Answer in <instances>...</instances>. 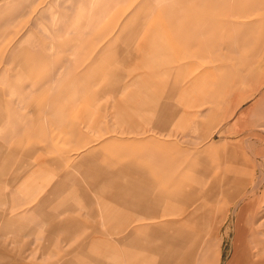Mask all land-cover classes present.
I'll list each match as a JSON object with an SVG mask.
<instances>
[{"label": "rangeland", "instance_id": "rangeland-1", "mask_svg": "<svg viewBox=\"0 0 264 264\" xmlns=\"http://www.w3.org/2000/svg\"><path fill=\"white\" fill-rule=\"evenodd\" d=\"M11 1L21 7H5L7 2H0V16L13 14L11 18L6 16L0 20V140L5 143L6 150H14L15 158L7 164L0 160V217L20 220L11 225L9 231H4L0 225V260L5 257L20 264H61L69 259L75 261L74 264H99L98 261H103L99 253L102 247H81L88 240L97 238L95 242L102 243L99 238L120 239L130 234L124 229L150 226L147 230L133 232L127 246L122 248L123 260L126 258L123 264H227L234 252L233 237L237 233L233 229L237 227L239 199L227 201L220 196L218 201L201 200L193 204L191 211L194 212L202 205L200 202L206 207L202 205L198 209L194 219L197 224L187 227L194 230L201 227L204 237L195 246V240H186L188 242L180 249L176 242L179 238L176 241L167 239L169 233L177 234L176 226L169 227L168 222L182 219L183 215L122 218L119 211L139 213L144 205L138 200L121 201L114 196V214L106 216L105 211L109 210L102 206L101 189L107 178L122 181L123 168V171L143 173V177L149 179V190L138 184L136 188L146 190L149 196L154 194L159 183L148 165L154 166V163L144 161L141 163L143 169H129L123 157H115L113 149L133 150L139 156H149L155 153V147H166V144L175 146V155L181 158L177 163L182 162L185 151L192 158L197 151L203 156L199 163L210 166L214 172L226 175L238 169L246 178L257 180L264 176V117L253 110L240 113L256 102L259 95L251 97V94L264 85V55L254 65L231 68L228 73L224 70L227 80L233 83V87L228 88L229 93L238 92L243 100L240 112L235 110L237 102L230 103L231 100L207 99L202 106L191 107L182 95L183 88L207 70L211 72L210 77L199 84H210L223 69L216 71L215 65L220 61L210 54L192 55L194 48L186 47L177 34L188 22L206 34L217 32L225 39L229 35L234 44L245 47L246 51L256 49L260 35L264 36V0ZM90 16L95 21L92 24ZM95 17L101 18L95 20ZM119 27L127 28L122 37H116L117 32H114ZM74 40L83 45V50L75 52L72 49ZM155 40L171 43L174 49L153 50ZM103 44L104 47L110 44V54L95 61L98 55H95V47ZM41 46L46 48L48 55ZM31 58L44 60L37 74L26 71L20 62ZM65 64V71L54 74L50 71L55 67L61 69ZM183 64H189V69L179 72ZM74 69H84L90 74L85 82L68 88L67 84L72 81L69 80L70 70ZM216 87L217 84L212 85L213 91L209 93H214ZM62 91L65 94L59 96L62 98H58L59 103L57 98L50 100L51 95ZM156 91L160 94L156 95ZM84 93L93 95L91 103L86 105L90 111L87 114L78 96ZM130 97H134L133 103L126 102ZM193 97L194 94H190L187 99ZM35 99L43 108H39L38 113L28 105ZM142 100L147 103L139 110L137 102ZM151 100L159 103H155L159 107V114L155 115L162 117L157 118L158 125L144 119L152 115ZM55 106L65 108L69 118L65 117L62 123L61 120L56 122V114H49ZM227 106L229 109L225 111ZM210 109L224 111L226 119H210L207 116ZM13 110L28 114L26 133L21 141L27 139V148L43 145V150L37 154L27 156L26 147L16 137L7 143L3 139L10 134L3 126H10L8 123L15 118ZM197 112L202 113L194 115ZM128 116L137 122L138 129L133 130L124 122L129 120ZM163 117L169 120L164 128ZM64 130L72 134H65ZM110 139L116 142L109 147L107 141ZM163 150L161 154L166 152ZM2 153L0 151V156ZM42 160L50 161L51 166L33 177L30 185L36 187L28 194L17 191L19 183L29 177L32 166H38ZM145 169L146 172L141 171ZM68 172L77 173L74 180H68L69 184L88 190V195L75 197L73 201L72 198L71 206L59 210L55 219L37 223L42 217L34 218L30 214L39 208L42 211L54 209L56 201L50 198L51 193L56 186L68 182L64 178ZM222 188L225 192L226 184ZM13 194L17 198H10ZM18 198L23 205L20 208L13 203ZM161 210L150 209L147 215L165 212ZM67 220H72L70 225L66 224ZM59 221H65L64 227L69 226L71 231L53 229L60 226Z\"/></svg>", "mask_w": 264, "mask_h": 264}, {"label": "crops", "instance_id": "crops-1", "mask_svg": "<svg viewBox=\"0 0 264 264\" xmlns=\"http://www.w3.org/2000/svg\"><path fill=\"white\" fill-rule=\"evenodd\" d=\"M0 2H7L4 4L5 7H13V6L15 8L21 7L20 5L12 4L11 0L10 1L0 0ZM24 8H25V5H24ZM12 15L13 14L10 12L6 16H7V18H11ZM6 16H5V14L3 16H0V20L5 19ZM101 17H95L93 19L96 20L98 18L100 19ZM131 18H134V17H131ZM94 22L95 21H92V17L90 16V24H92ZM122 23H124V22H122ZM127 23H129V22H127ZM131 23H134V22H131ZM194 24H196V23H194ZM126 29L127 28L119 27L118 30H115L114 32L115 33L117 32L116 37L124 36L125 33L127 32ZM197 29H199V27L191 26L190 23L186 22V23H184V27L179 28V32L177 33L178 38H182L183 43L186 44V47H193L194 48V50L192 51V55H202L203 53H207V54H210L211 56H214V58H215L214 60L220 61L219 63H217L215 65L216 71L223 69V73L218 72L217 73L218 78L216 80H214L213 82L209 81L210 84L208 82L207 83L201 82L202 84H199L200 81H203L204 79H208V77H210V75H211L210 70H207L206 72H203L199 75H196L193 79H191V82L187 85V87L185 86L183 88V90H182L183 97H185V100L191 104L190 105L191 107H195L196 105L202 106L203 103H206L207 99H209V100L211 99L212 101H213V99L214 100L219 99L223 102H227V101L231 100L230 103L237 102L235 110H236V112H240L239 109H240V106H241L243 100H241V98L237 95L238 92L229 93L228 88L233 87V83L229 82L227 80V73H228L227 70L229 71V70H231V68L233 69L235 67L236 68H241V67L244 68L246 66H250V65H254V64L258 63L262 59V56L264 55V36L260 35L256 49L251 48L250 50L246 51L247 49L245 47H239L238 43L237 44L235 43L237 45V47H235V44L233 42L234 39L229 38V35H228V39H225L224 37H222V35L219 36V34L217 32H214L215 34L213 33L211 35L210 34H201V32H200L201 30L199 31ZM217 34L219 37L217 36ZM216 39H217V41H216ZM64 45H68V43H65ZM71 46L73 47L72 49H74L75 52H77L78 50H83V48H84L83 45L77 44L75 40L72 41ZM98 46H100V45H98ZM98 46L95 47V51H96L95 55L98 54L99 56L97 55V57H96L97 59H95V61H98V60L100 61V60H102L103 56L106 57L108 54H110L109 49H108L110 47V44L105 45V47H104V44L101 45V47H98ZM41 47H42L41 49L43 50L44 54L48 55V53L45 52L46 48L44 46H41ZM152 47H153V50H159V49L171 50V49H174L173 44L168 43L164 40L153 41ZM186 50H187V48H186ZM101 51H102V53H100ZM43 61H44L43 59L38 60L36 58H31L28 60H22L20 62H22L21 63L23 65L22 67H24V69H26V71H29L31 74H33V73L37 74L40 71L39 66L44 64ZM188 65L183 64V66L181 68H178L179 72H181V71L186 72L187 69H189ZM62 67H60L61 69H59V67H55V68L51 69L50 71L52 72V74L56 73V71L57 72L58 71H61V72L65 71L67 68V65L65 64ZM224 70H226L227 73ZM80 71H82V72H80ZM70 72L71 73L69 76V80L71 79L72 81L69 82L70 84H67L68 88L72 87V84L85 82L84 79L90 74L89 72L85 71L84 69L83 70L74 69V70H70ZM42 77H44V76H42ZM216 84H217V87L214 89L215 90L214 93L212 92L210 94L209 92L213 91V89H211L212 85L214 87V85H216ZM262 87L264 88V85L257 87L256 91H254L251 94V97H257L258 95H259V97L257 98L256 102H254L252 104V106H250L246 110L240 112L242 115L245 113H249L250 111L253 110V111H259L260 115L262 117H264V92H263ZM191 91H193V92L191 93ZM64 94H65V92L62 91L60 94L54 95L57 97H54V96L52 97V95H51V97H49V98H50V100L52 98L56 100V98H57V101H58V98H60L59 96L64 97ZM159 94H160V92L156 91V95H159ZM190 94H194V97L192 100L187 99V97ZM78 96H81L80 98L83 100L81 102H83L85 104L82 107V108H85L84 114L89 113L90 111L88 110V107L86 105H87V102L91 103V99H92L93 95H89V94L84 93V94H81ZM60 99H62V98H60ZM133 99H134V97H130L126 100V102L130 101V103H133V101H134ZM203 100H204V102H203ZM57 101H54L53 104L56 105ZM150 102L152 105V111H151L152 115L146 116V118H144V119H148V120L150 119L155 124L158 125V123H160V121H157V123H156V120H157V118L161 119L162 117H160L161 115L156 117L155 114L158 113L157 109L159 107H156L155 103L157 105L159 103L156 100H151ZM39 103H40V101L39 100L36 101V99H35L33 101V103H28V105L34 107V109L36 110L35 112L38 113L39 108L43 109V108H41L42 106ZM58 103H59V101H58ZM146 103L147 102L144 100H142L139 103L137 102L138 109L142 110L143 107L146 105ZM161 104L163 106L164 102H161ZM0 109L2 110L1 104H0ZM64 109L65 108L60 109L58 106H55V107L51 108V113L49 111L50 108L48 111H49V114H54V115L56 114V122H59L61 120V123H62L63 120L65 119V117L69 118V114H65ZM227 109H229L228 106L225 107V111H227ZM13 112L14 113H12V114L15 116V118L13 120H10V122L8 123L10 126L9 127L3 126L5 128L4 130H7L8 133H9L8 130H10V134L4 136V138H3V139H5L6 143H7V140L13 139L15 137H16V139L18 138V140L21 141V139H22L21 136H24V134L26 133V128H27L26 125H27L28 119H29L28 114H26V113L21 114V111H19V110H16V111L13 110ZM66 112H68V111H66ZM9 113L11 114V110ZM200 113H202V112L194 113V115H198ZM207 113H208L207 116L210 117V119L213 118V119H217L218 121L226 119V117H224V111H219L217 109H210ZM161 114H162V116L164 115V113L162 111H161ZM188 115H190V113H188ZM38 118H40V117H38ZM128 118H129V120H127L128 122L126 120L124 122L127 123L128 125H130L131 129H133V130L138 129L137 122L133 121V119L129 116H128ZM163 119H164V124L162 125V127L164 128V127H167V125L169 124L168 123L169 120L166 121L164 117H163ZM70 129H74V128L70 127ZM64 132H65V134H68V133L72 134V132H69L68 130H64ZM27 142H28L27 139L24 141L22 140L20 142L23 146L26 147L24 152L27 156L37 154V152H39L40 150H43V145H41L39 148H33V146H30L29 148H27L29 146L27 144ZM115 142H116L115 140L110 139L107 141V144L110 147V145L115 143ZM161 146H162V148H159L160 146L155 147L153 149V151L155 153H152L149 156H139L133 150H131V152H127V149H124L123 151H120L118 149H116V150L113 149V151L115 152V157L120 158V159L123 157L122 160H125L128 163L127 165H130L129 169H132L135 167L143 169L142 167L144 164H141V163L144 161L147 164H148L147 161L154 163V166L151 164H148V165L150 166V168L152 167L153 170H150V172H152L153 177L157 178L156 180H158L159 185H157V188L155 189V193L150 194V196H149L146 190L141 191L140 188H136V187H138V185H140L141 188L149 190V188H148L149 187V181H148L149 179H145L143 177V173L139 174L133 170L123 171V168H122V172L125 174V175L120 174V176L122 175V181H119L117 178L113 179V180L107 178L106 179L107 181L105 180L106 183L103 185V187L101 189L102 206H104L105 209L109 210V211H105L106 216H110L111 214H114L113 205H112V200H114V196L115 197L117 196L118 199L120 198L121 201H124L127 198L138 200L144 205L143 206L144 209H142V211H140L139 213H132V214H129L127 212L125 213L124 209L122 211H119L122 218H123V216H126L127 218L131 217L132 219H134L136 216H139V217H143L145 219H148V218L154 219V218H156L155 216H160V215L181 214L184 216V217H182V219L176 220L174 222H168L169 227H170V225L176 226V227H174L175 229L172 226H171V228H173L177 232V234L174 235L175 233H169L167 236V239H170L172 241H176V238H179V241H176V242H178L180 249H182V246L183 245L185 246V244L188 241L195 240V243H194V246H195V245H198L199 241L204 237V235H203L204 233L202 232L201 227L195 228V230L192 228L189 229L187 227V225H193L194 219L196 218V215L198 212V209L201 208L203 205V203L200 202V204H202V205H199V207L194 212V211H191L193 204H195L201 200H206V201L218 200L220 198V196H223L224 199H227V201L228 200L234 201L235 199H240V202H239L240 205H238V209H237L238 210V218H235V223L237 222L236 223L237 227L234 226V229H233L235 231V233H237L236 236L233 237L234 252L232 254L231 259L228 260L227 264H236V261H234V259L235 258L238 259V257L240 255H242V252L245 250L248 251V254L250 256L252 251L256 252L257 244H258V246H264V177L263 176L260 177V178H263V180L260 178H258L256 180V179H254V177L246 178V177H243V175L240 173L241 171H239L238 169H232L231 172H229V174L227 173L226 175H223L220 172H214V171H212V169H210V166L203 165L202 163H199V160H201L203 158V156L201 154H199V152H197V151H195L194 154L192 155L193 158L190 157L189 153L186 154V151H185V154H183V157H182V162L177 163V161L181 158L179 157V159H178L176 157L175 146L172 144H168V145L166 144V147H164L163 145H161ZM163 149H165V150H163ZM161 150L166 151V152L161 154ZM0 151L3 152L0 156V160H4V162L6 164L10 163L11 159L14 160V158H15L14 150H9V149L6 150L5 143L2 140H0ZM91 151L94 152L95 150H91ZM91 151L88 152L87 154L91 153ZM50 166H51V162L46 161V160H42L39 163V165L36 167H35V165L32 166L34 168L32 169L31 173L28 174L29 177L27 178V180L25 179L22 183H19V185L17 186V191H25L27 194L30 193L31 190H33L36 187V186L33 187L32 185H30L32 180H33V177L40 175L43 168H46V167L50 168ZM79 170H80V168H79ZM141 171L146 172V169L141 170ZM95 173H96V171H95ZM101 173H99V174H101ZM104 173L106 176H109V174H107L106 172H104ZM200 173L203 175V177ZM232 173L235 175H231ZM204 175H206V176L204 177ZM74 176H77V173L75 175H72L70 172H68V174H65L64 178L67 179V181L71 180V179L74 180L75 179ZM222 176H223V178H222ZM182 178H184V179L182 180ZM241 179H243L244 182H246L247 184L244 183L243 180H241ZM245 179H247V181ZM184 181H186V182H184ZM255 181H256V183H255ZM253 182H254V184H253ZM175 183H177L176 184L177 186L175 185ZM224 184H226V191L225 192L222 188ZM245 184L247 187L245 186ZM182 185H184V186H182ZM256 185L258 186V188L256 187ZM182 188H184V190ZM178 189H179V191H178ZM181 190H183V191H181ZM15 191H16V189H15ZM87 191L88 190L77 187L76 185L69 184V181L67 183H62L60 186H56L53 189L51 196H50V198L53 197L54 200L56 201L54 209H52L51 211H42L39 208L37 210H34L30 214V216H32L34 218L36 216H41L42 219H39L40 221L36 220V221H38L37 223H40V224L47 222L48 219L49 220L52 218L55 219L59 210L61 212V209L66 208V210H67L69 208V206H71V199L72 198H73L72 199V201H73L75 199V197H82V196L88 195L89 192H87ZM215 191L217 193L214 194ZM182 192H185V193H182ZM187 193H189V194L186 195ZM190 196H192V198ZM241 196H242V198H241ZM10 198H17V196L16 195L14 196V194H13L12 197H10ZM183 198H185V199H183ZM189 198H191V199H189ZM13 203H14V205H17V208H20L21 206H23L21 204L22 202L19 201V198H18V201L13 200ZM124 205L125 204L122 202L121 207L123 208ZM139 205H141V204H139ZM143 207H141V208H143ZM150 209H155L158 211L160 209H162L161 211H165V212L161 214V212L158 213V211H157L154 214L147 215V212ZM233 211H235V210H233ZM233 214H234V212H233ZM19 220H20L19 218L11 219V218H7L6 216H1L0 217V225H2L4 231H7V230L9 231L11 229V225L17 223V221H19ZM64 222L65 221H59L58 223L56 222L57 224H60V226L59 227L57 226V228H55V227L54 228L52 227V228L55 230L63 231V232L64 231L70 232L71 228L69 226L64 227V225H63ZM71 222H72V220H67L66 224L69 223L68 225H70ZM196 224H197V222L195 221L194 225H196ZM199 225H201L200 221H199ZM149 227L150 226H144V227H140V228L136 227V228L124 229L125 231L130 233L129 235H127V237H121L120 239H118V238H114V239L99 238L100 242H102V243H96L95 241L97 240V238H94L92 240H88V242L83 244L81 247H85V248L102 247V250H101V252L99 251V253L103 255V257L101 258V259H103V261L102 260L98 261L99 264H123L124 261L126 263V258L123 260L122 248H125L127 246L126 242L132 238L133 232H135L137 229L139 231H142L145 229L147 230ZM190 230H193L196 232L194 234H192L190 232ZM43 238L50 239L51 237H43ZM164 239H166V238H164ZM186 240H188V241H186ZM260 242H261V244H260ZM247 245H249V246H247ZM129 247H131V245H129ZM74 263H75V261H71V260L67 259L66 261L63 260L61 264H74ZM0 264H20V263H17L10 258L4 257L3 259L0 260ZM21 264H23V263H21ZM88 264H98V263L89 262Z\"/></svg>", "mask_w": 264, "mask_h": 264}, {"label": "bare ground", "instance_id": "bare-ground-1", "mask_svg": "<svg viewBox=\"0 0 264 264\" xmlns=\"http://www.w3.org/2000/svg\"><path fill=\"white\" fill-rule=\"evenodd\" d=\"M201 32V34H206V33H203L202 31H200ZM207 34H210V33H207ZM215 34V33H214ZM214 36V35H213ZM216 36V35H215ZM217 36H218V34H217ZM219 37V36H218ZM217 38V37H216ZM215 41V40H214ZM216 41H217V39H216ZM262 89H263V87H262ZM261 93V92H260ZM194 165V164H193ZM197 168V167H196ZM200 170V169H199ZM198 171V170H197ZM236 171V170H235ZM200 172V171H199ZM237 172V171H236ZM241 173V172H240ZM239 173V174H240ZM201 174V173H200ZM202 175V174H201ZM237 175V174H236ZM206 175H204V177H205ZM202 177H203V175H202ZM225 177V176H224ZM227 177V176H226ZM241 177V176H240ZM264 177V176H263ZM195 178V177H194ZM222 178H223V176H222ZM184 178H182V180H183ZM260 179H262L263 180V178H260ZM181 180V181H182ZM189 180V179H188ZM205 180V179H204ZM241 180H243V179H241ZM246 181H247V179H245ZM261 180V181H262ZM228 181V180H227ZM260 181V182H261ZM184 182H186V181H184ZM195 182V181H194ZM225 182V181H224ZM229 182V181H228ZM243 182H244V180H243ZM259 182V181H258ZM183 183V182H182ZM220 183V182H219ZM226 183V182H225ZM236 183V182H235ZM244 183H246V182H244ZM255 183H256V181H255ZM177 183H175V185H176ZM208 184V183H207ZM247 184V183H246ZM246 184H245V186H246ZM253 184H254V182H253ZM260 184V183H259ZM258 184V185H259ZM195 185V184H194ZM202 185V184H201ZM177 186V185H176ZM182 186H184V185H182ZM247 187V186H246ZM256 187L258 188V186L256 185ZM195 188V187H194ZM231 188V187H230ZM183 190H184V188H182ZM183 190H181V191H183ZM195 190V189H194ZM218 190V189H217ZM216 190V191H217ZM178 191H179V189H178ZM180 191V192H181ZM214 192V194L215 193H217V192ZM253 191V190H252ZM186 192V191H185ZM185 192H182V193H185ZM219 192V191H218ZM221 192V191H220ZM255 192V191H254ZM174 193V192H173ZM172 193V194H173ZM190 193V192H189ZM189 193H187L186 195H188ZM194 194V193H193ZM176 195V194H175ZM247 195V194H246ZM182 196V195H181ZM186 197V196H185ZM191 198H192V196H190ZM191 198H189V199H191ZM219 198V197H218ZM241 198H242V196H241ZM183 199H185V198H183ZM188 199V200H189ZM240 200V199H239ZM206 201V200H205ZM218 201V200H217ZM224 203H225V201H224ZM203 207H206V206H204V204H203ZM206 209V208H205ZM207 210H208V207H207ZM235 210V209H234ZM199 211V210H198ZM206 211V210H205ZM199 213V212H198ZM221 215H222V212H221ZM224 215V214H223ZM222 215V216H223ZM232 217V216H231ZM229 218V217H228ZM200 220V219H199ZM222 242V241H221ZM246 243V242H245ZM260 244H261V242H260ZM247 246H249V245H247ZM256 246V245H255ZM254 246V247H255ZM245 247V246H244ZM251 251V250H250ZM241 252V251H240ZM251 257V258H250ZM234 258V257H233ZM232 258V259H233ZM232 261V260H231ZM234 261H236V264H264V246H258V244H257V246H256V252H251V255L249 256V254H248V251L247 250H245V251H243L242 252V255H240L239 257H238V259H234Z\"/></svg>", "mask_w": 264, "mask_h": 264}]
</instances>
